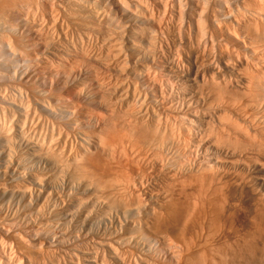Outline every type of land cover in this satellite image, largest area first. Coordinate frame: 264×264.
I'll return each mask as SVG.
<instances>
[{
	"label": "bare ground",
	"instance_id": "1",
	"mask_svg": "<svg viewBox=\"0 0 264 264\" xmlns=\"http://www.w3.org/2000/svg\"><path fill=\"white\" fill-rule=\"evenodd\" d=\"M0 264H264V0H0Z\"/></svg>",
	"mask_w": 264,
	"mask_h": 264
}]
</instances>
